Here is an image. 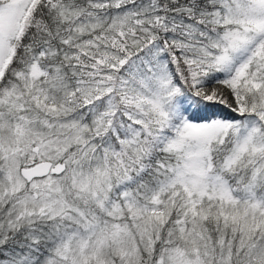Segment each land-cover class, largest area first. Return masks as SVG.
Instances as JSON below:
<instances>
[{"label": "snow or ice", "instance_id": "6c2138e0", "mask_svg": "<svg viewBox=\"0 0 264 264\" xmlns=\"http://www.w3.org/2000/svg\"><path fill=\"white\" fill-rule=\"evenodd\" d=\"M0 264H264V0H0Z\"/></svg>", "mask_w": 264, "mask_h": 264}]
</instances>
